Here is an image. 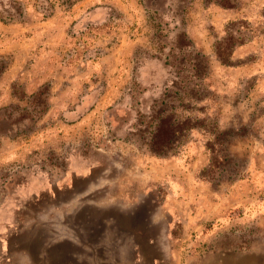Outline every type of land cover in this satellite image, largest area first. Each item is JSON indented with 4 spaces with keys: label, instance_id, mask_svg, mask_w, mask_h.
<instances>
[{
    "label": "rangeland",
    "instance_id": "374dc122",
    "mask_svg": "<svg viewBox=\"0 0 264 264\" xmlns=\"http://www.w3.org/2000/svg\"><path fill=\"white\" fill-rule=\"evenodd\" d=\"M0 264H264V0H0Z\"/></svg>",
    "mask_w": 264,
    "mask_h": 264
}]
</instances>
